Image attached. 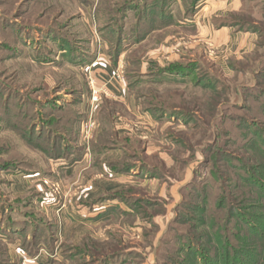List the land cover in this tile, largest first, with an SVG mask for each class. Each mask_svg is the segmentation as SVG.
<instances>
[{
	"label": "rangeland",
	"instance_id": "obj_1",
	"mask_svg": "<svg viewBox=\"0 0 264 264\" xmlns=\"http://www.w3.org/2000/svg\"><path fill=\"white\" fill-rule=\"evenodd\" d=\"M212 1L0 0V264H197V233L207 248L224 241L191 218L229 131L264 121V0H230L224 21L258 33L225 69ZM192 4L194 21L174 24ZM161 10L173 18L136 40ZM97 63L111 69L101 86Z\"/></svg>",
	"mask_w": 264,
	"mask_h": 264
},
{
	"label": "trees",
	"instance_id": "obj_2",
	"mask_svg": "<svg viewBox=\"0 0 264 264\" xmlns=\"http://www.w3.org/2000/svg\"><path fill=\"white\" fill-rule=\"evenodd\" d=\"M196 6L192 4V6L186 7L183 19H177L173 23L181 25L180 21H182L191 24L196 15ZM161 11L158 15H154V19H151V28L141 29V32L136 33V40L143 41L154 28L160 27L159 24L166 23L163 21L164 18L171 19L174 16L171 13H166L167 11ZM179 12L181 13L180 10ZM216 24L230 26L241 32L258 33V30L250 22L238 20L219 22L217 20ZM177 66L179 68L177 74H183L184 70L190 72L193 67L189 64H178ZM166 71L164 73L168 72ZM250 88L252 87H244L243 97L247 96ZM262 92L264 94V91ZM235 94L238 95L237 91ZM244 106L248 105L245 103ZM251 110L247 109L248 112ZM258 120L259 117L253 118L252 121L247 118L243 119V122L247 123L246 127H242L244 131L241 133L229 131L227 140L229 146L233 148L232 151L221 154L217 149L214 152L215 173L212 182L215 183L210 187V197H202L203 207H193L196 216L191 220L197 222V227L203 230L201 232H204L206 228L209 231L214 229L215 231L209 232L210 237L216 236L217 231H220L224 241L220 244L213 242L214 245L207 248L199 244L203 236L197 233V244L190 247L192 253L196 255L197 264H264V121ZM57 138L64 142L69 140L67 137L65 139L59 135ZM75 138L70 139L71 142L75 141ZM56 142L57 140L54 143L57 144ZM69 151L73 153L75 149L72 147ZM66 156L70 159H78V156L72 158L69 155ZM221 157L224 160L222 162H226L223 177H220L216 170L220 166ZM218 193H220L219 196ZM205 215H208V221ZM197 227L194 228L197 229ZM39 253L40 250L36 248L34 252L27 254L36 257Z\"/></svg>",
	"mask_w": 264,
	"mask_h": 264
},
{
	"label": "crops",
	"instance_id": "obj_3",
	"mask_svg": "<svg viewBox=\"0 0 264 264\" xmlns=\"http://www.w3.org/2000/svg\"><path fill=\"white\" fill-rule=\"evenodd\" d=\"M205 1V0H204ZM230 4V0H213L211 3L212 7V15H214L213 19L218 20L219 22L223 21L227 16L225 13L227 7ZM213 32V42L214 47L220 50L221 53H224L226 57L223 60H219V65L225 69L227 64V58L236 57L239 58L240 55L248 54L253 51L256 41V35L252 33H246L236 30L230 26H212ZM97 63L95 67L91 70V76L96 79L97 84L101 86L103 83L106 82V78H108L109 74L111 73V69H106ZM105 85V84H104ZM111 92V91H110ZM115 100H118L120 103L125 101L123 100V95L125 94L124 91L121 93H115L114 91L111 92ZM118 102V103H119ZM126 108L129 111H133L135 109H131L126 105ZM115 157H118L119 153L117 150L112 151ZM117 154V155H115ZM42 258V257H41ZM41 263L39 264H49V260H45L42 258L40 260ZM38 264V263H36Z\"/></svg>",
	"mask_w": 264,
	"mask_h": 264
},
{
	"label": "built area",
	"instance_id": "obj_4",
	"mask_svg": "<svg viewBox=\"0 0 264 264\" xmlns=\"http://www.w3.org/2000/svg\"><path fill=\"white\" fill-rule=\"evenodd\" d=\"M113 79L115 82L117 83H120L123 81V72L120 71V68H118V70L114 73L113 75ZM90 86H91V103L92 105H95V104H98L100 102V93H99V90L96 89L95 87V81L93 79H91V82H90ZM91 126L90 124L88 126H86L85 128V131H83V134H84V141H88L90 139V133H91ZM40 256L34 258L33 260H39ZM27 262L30 260L29 258L26 259Z\"/></svg>",
	"mask_w": 264,
	"mask_h": 264
}]
</instances>
